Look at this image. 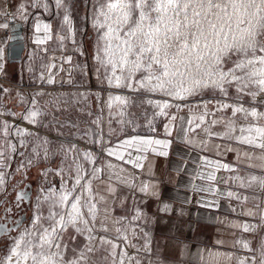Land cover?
<instances>
[{
  "label": "snow or ice",
  "instance_id": "6c2138e0",
  "mask_svg": "<svg viewBox=\"0 0 264 264\" xmlns=\"http://www.w3.org/2000/svg\"><path fill=\"white\" fill-rule=\"evenodd\" d=\"M83 5L84 15L77 29L72 18V0H54V5L49 0H0V17L14 19L19 14L25 21L29 7L51 14L54 6L56 14L62 16L61 32L67 31V35L57 33L62 51H66L63 42L70 40L73 51L85 56L84 38L89 36L90 27L94 34L93 48L88 54L91 67L87 61L76 67L85 76L91 71L98 86L107 91L100 114L84 123L56 114L66 108L56 106L55 112L42 110L35 97L23 114L0 112V116L10 114L36 129L55 128L64 137L53 149L52 141L39 131L7 120L0 122V236L5 238L0 264H145L140 254L150 256L152 249L149 233L141 223L145 221L143 210L134 209L131 217L114 215L115 202L123 204L114 182L138 187L145 195L159 198L155 185L141 182L137 186L135 176L124 167H143L141 161L145 157L134 153L147 152L153 145L168 149L176 137L185 147L205 150V137L212 136L258 150L244 152L243 156L247 167L260 174L250 172L246 177L234 178L240 187L251 190L252 196L227 193L230 198L252 204L241 210V215L251 219L232 225L252 239L241 236L231 245L250 255L204 249L200 250L198 264H264V0H83ZM8 29V22L0 23V30ZM34 30H41L38 16ZM43 30L45 39H51V24L44 23ZM13 39L12 35L0 34V72L6 59L5 46ZM62 59L72 61L71 56ZM40 80H45L43 73ZM46 82L56 81L49 74ZM125 90L145 94L141 103L154 109L148 121L149 130L155 132L152 121L163 117L167 121L164 135L173 137L175 132L173 139L124 135L128 128L135 132L139 127L136 114L129 111L135 101L124 94ZM0 92L8 93L9 89L0 85ZM209 93L210 98L205 99ZM73 95L79 97L75 104L89 98V93ZM92 95L100 99L99 93ZM104 108L108 110L107 132ZM77 110L93 116L91 110ZM185 110L187 119L177 115ZM113 115L123 135L115 142ZM46 116H51L48 123H44ZM178 120L183 123L178 124ZM217 125L223 131L214 132ZM64 128L69 129L68 133L61 131ZM76 141H82L85 147ZM212 147L235 151L223 145ZM158 154L167 156L168 152L161 150ZM54 155L61 157L60 166H44L39 172L40 182L33 200L27 183L29 169ZM105 157L120 163L105 161ZM201 159L206 164L213 163L207 157ZM215 166L235 171L231 165L218 161ZM52 175L60 177L58 188L52 184ZM206 178L216 180L211 172ZM94 181L106 185L103 191L93 187ZM25 205L32 213L30 222L19 215L25 212ZM169 210L166 203L160 209ZM140 239L143 244L133 242ZM97 253L103 254L98 257ZM147 264L164 262L148 259Z\"/></svg>",
  "mask_w": 264,
  "mask_h": 264
},
{
  "label": "crops",
  "instance_id": "0c3cea01",
  "mask_svg": "<svg viewBox=\"0 0 264 264\" xmlns=\"http://www.w3.org/2000/svg\"><path fill=\"white\" fill-rule=\"evenodd\" d=\"M18 2L27 3L28 0H18ZM73 10L72 18L75 27L78 29L81 26V18L84 15L83 0H72ZM54 5V3H53ZM9 12L14 9H9ZM29 18L27 21L20 18L19 14L15 17L16 21L24 24V36L26 47L21 62H10L8 60V44L5 46L6 59L4 62L3 71L0 72V85L9 89L8 93L0 92V112L5 113H21L25 112L26 108L30 107V102L33 97L38 101V107L42 110L55 112L56 106L66 108V111L56 113L62 119L71 120L79 123L89 121V117L80 111L78 108H85V111L100 109L103 103L107 100V91H96L93 86V74L89 71L85 76L81 69L76 65H83L86 61L90 68V59L81 56L78 52L73 51L74 45L70 40L63 42L62 51L61 41L57 39V33L67 35V31L61 32L62 16L56 14L53 6L51 14L44 12L42 9L28 8ZM37 16L41 23V30L36 32L34 24L37 22ZM7 16L0 17V23L7 22ZM50 23L51 39H45L46 34L43 30V24ZM10 35V24L9 29ZM90 30V27L88 28ZM7 31V30H6ZM6 31L0 30V34L7 36ZM79 35V37H77ZM40 39L43 43L37 44L34 41ZM76 39H81L79 32L76 34ZM87 37L84 38V48L86 49ZM71 56V63L65 62L62 57ZM55 57V59H52ZM55 64V67L49 68L48 65ZM31 69V71L29 70ZM62 69V70H61ZM44 74L45 80L41 81L40 76ZM51 74L56 81L49 84L46 82L48 75ZM71 80V83L68 81ZM62 84V86H59ZM38 92H43L44 95L37 96ZM115 92V91H113ZM89 93V98L86 102L75 104V99L78 96L73 94ZM93 93H99L98 100ZM124 94L131 97L135 103L129 108V111L135 113V123L139 125L135 132L127 129L124 135H140L144 137H153L157 139H173L164 135V124L167 123L165 118L157 117L153 120V126L156 131L152 132L148 128V121L152 119L150 106L141 103L138 93L124 91ZM65 101L70 103L65 104ZM175 111V109H172ZM230 112V110H229ZM178 116L188 118L187 111L177 113ZM219 115V113H218ZM108 118V110L104 108L103 119ZM44 123H48L51 116L43 118ZM117 117L113 115V124L118 127L117 135L112 137L113 142L119 137L120 125L115 122ZM7 120L9 123L21 124L23 127L33 131H39L41 136H46L52 141V147L55 149L64 137L59 136L55 128L36 129L27 122H21L10 114L0 116V122ZM108 120V119H107ZM182 124L183 121H177ZM186 126V125H185ZM105 132L108 131L104 128ZM214 132L223 131L220 125L212 129ZM62 132L68 133L69 129H61ZM200 130L197 129V132ZM208 140V149L201 150L200 147H185L179 142L176 137L175 141L168 149H163V146L153 145L147 152L134 153V155H142L145 157L141 163L142 168H134L132 164H126L124 167L129 173L135 176V184L140 185L141 182L155 185L159 193V198L156 196L145 195L137 188H130L126 185L114 182L117 188V195L123 204L116 201L114 204V215L129 217L132 216L134 209L143 210L145 221H142V226L149 233L151 241L152 253L150 256L140 254V258L147 264L148 259L153 262L161 260L164 264H198L200 250L212 249L220 252L235 251L238 255H250L238 248L231 247L233 242L243 236L247 239L252 237L243 233L241 228L233 227L232 225L250 220L251 218L241 215L242 208L252 207L251 203L238 201L236 198L228 197L227 193L232 191L240 196H252L251 190H246L239 186V181L234 179L237 176L246 177L250 172L260 174L256 169L247 167L248 161L244 158V152L258 151L248 147L247 145L237 143L234 140H221L215 136L205 137ZM80 147H85L82 141H76ZM212 145H223L231 147L235 151H225L224 148L216 149ZM155 149V151L153 150ZM166 150L167 156L159 155L158 152ZM239 153L240 155L238 156ZM202 157H207L213 163L206 164ZM105 161L111 159L114 163H120L114 158L105 157ZM221 164H229L235 171H229L223 168L217 169L215 162ZM61 157L52 156L47 161H40L38 165L33 166L30 170L40 172L43 167L57 168L60 166ZM214 173L215 181H210L206 177L208 173ZM54 178L58 177L53 175ZM50 177L51 181L54 179ZM223 178V179H222ZM106 185H101L99 181L93 182L94 188H99L103 191ZM151 191V189H149ZM166 203L170 206L168 212H162L160 209ZM212 205L205 207L202 205ZM235 208V211H233ZM135 223V222H134ZM218 241H223V244H218ZM137 245L143 244V239L134 240ZM256 241L253 240V244ZM131 252L132 249H129ZM207 255L206 253H204Z\"/></svg>",
  "mask_w": 264,
  "mask_h": 264
},
{
  "label": "water",
  "instance_id": "95a60500",
  "mask_svg": "<svg viewBox=\"0 0 264 264\" xmlns=\"http://www.w3.org/2000/svg\"><path fill=\"white\" fill-rule=\"evenodd\" d=\"M7 22L10 24L11 35L14 37V39L8 43V60L10 62H21L26 47L24 24L20 21H16V18L13 19L11 17Z\"/></svg>",
  "mask_w": 264,
  "mask_h": 264
},
{
  "label": "rangeland",
  "instance_id": "374dc122",
  "mask_svg": "<svg viewBox=\"0 0 264 264\" xmlns=\"http://www.w3.org/2000/svg\"><path fill=\"white\" fill-rule=\"evenodd\" d=\"M49 2L50 3H54V0H49ZM88 32H89V36L87 37V45H86V49H85V52H86V57H88V54L91 52V50H92V48H93V42H94V34L92 33V31H91V28H90V30H88ZM77 37H79V35H77ZM90 59V58H89ZM91 64H92V61H91V59H90V67H91ZM93 86L94 87H96V88H100V89H97L96 91H98V90H100V91H104L100 86H98V84H97V80H96V77L93 75ZM111 91H117V90H115V89H112ZM210 96H211V94L209 93V94H206L205 95V99H208V98H210ZM155 98H157V99H159L160 97H155ZM139 99L142 101L143 99H145V94H139ZM144 105H146L147 107H149L147 104H144ZM151 107V106H150ZM152 108V107H151ZM153 109V108H152ZM153 111H154V109L153 110H151V114H153ZM93 116H92V118L91 119H93V118H95V116L97 115V114H100L99 113V111L97 110V109H94L93 111ZM108 119V118H107ZM107 119H104V122H105V125H104V128L107 130L108 128H107ZM156 120V119H155ZM117 125H119V124H117ZM112 127L113 128H116V127H118V126H116V125H112ZM128 129H130V128H128ZM136 130H138V129H136ZM130 131H131V129H130ZM51 177H53L54 178V176L52 175ZM52 184L53 185H55L57 188L59 187V184H60V177H55L54 178V182H52ZM79 239H81L82 240V238H79ZM103 253H97V256L99 257V256H101ZM69 255H70V253H69Z\"/></svg>",
  "mask_w": 264,
  "mask_h": 264
},
{
  "label": "flooded vegetation",
  "instance_id": "af4514ba",
  "mask_svg": "<svg viewBox=\"0 0 264 264\" xmlns=\"http://www.w3.org/2000/svg\"><path fill=\"white\" fill-rule=\"evenodd\" d=\"M40 182V176L39 173L36 172L34 169L29 171V180H28V184L30 186V196H32L33 200L35 199V190L37 189V185ZM52 182H54V179L52 180ZM10 199L12 197H9ZM0 199H2V197H0ZM25 208V212L19 213L20 216H24L25 222H30L29 218L31 217L32 213L28 208V205L24 206ZM15 212V209H14ZM26 213V215H25ZM14 219L17 218L16 216L13 217ZM4 242H5V238L0 236V254H2L3 250H4Z\"/></svg>",
  "mask_w": 264,
  "mask_h": 264
},
{
  "label": "built area",
  "instance_id": "2783aa9c",
  "mask_svg": "<svg viewBox=\"0 0 264 264\" xmlns=\"http://www.w3.org/2000/svg\"><path fill=\"white\" fill-rule=\"evenodd\" d=\"M7 17L10 18L9 16H7ZM5 34H6V35H10V31L7 30V31L5 32ZM59 86H62V84H59Z\"/></svg>",
  "mask_w": 264,
  "mask_h": 264
}]
</instances>
